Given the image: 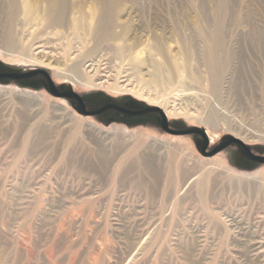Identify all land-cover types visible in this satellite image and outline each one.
<instances>
[{
    "label": "rangeland",
    "instance_id": "obj_1",
    "mask_svg": "<svg viewBox=\"0 0 264 264\" xmlns=\"http://www.w3.org/2000/svg\"><path fill=\"white\" fill-rule=\"evenodd\" d=\"M9 1L2 66L45 70L90 108L157 107L172 128L210 133V147L233 136L264 156V0H15L10 20ZM104 10L115 21L98 44L87 26ZM183 47L194 82L166 66L164 51L183 63ZM146 50L165 67L157 83L134 60ZM110 117L0 83V264H264V165L234 146L203 157L149 118Z\"/></svg>",
    "mask_w": 264,
    "mask_h": 264
},
{
    "label": "water",
    "instance_id": "obj_2",
    "mask_svg": "<svg viewBox=\"0 0 264 264\" xmlns=\"http://www.w3.org/2000/svg\"><path fill=\"white\" fill-rule=\"evenodd\" d=\"M16 82L29 88H44V90L53 97L66 99L70 102L72 108L78 114L84 117H96L109 113L110 118L121 120L142 121L149 118L158 125L160 130L171 136H192L194 144L199 154L203 157H212L229 147H236L249 161L264 165V156L252 153L250 148L239 139L233 136L224 137L218 144L210 147V141L203 129L190 128H172L163 114L157 107H148L133 101L124 105H117L112 102L101 101L99 104L90 108L86 105V100L79 94L64 86H56L51 80L49 74L42 69H33L27 72H20L9 69L0 64V83ZM124 117H120L119 115Z\"/></svg>",
    "mask_w": 264,
    "mask_h": 264
},
{
    "label": "bare ground",
    "instance_id": "obj_3",
    "mask_svg": "<svg viewBox=\"0 0 264 264\" xmlns=\"http://www.w3.org/2000/svg\"><path fill=\"white\" fill-rule=\"evenodd\" d=\"M14 1L15 0H10L9 2H8V11H7V14H4L5 16L7 15V19H11V17H12V15L14 14L13 13V11H14V9L16 10V3H14ZM105 1V3L107 4V5H114V0H103V2ZM1 5V4H0ZM106 5V6H107ZM22 8H23V6H21ZM64 7V6H63ZM4 8H5V6H4ZM30 7H27L26 5L24 6V8L23 9H25V11L26 10H28ZM3 9V8H2ZM30 10V9H29ZM28 10V11H29ZM64 10V9H63ZM62 10V7H59L58 5H55V4H50L49 5V8H48V15L49 16H51V18L53 19L52 20V22H60L61 20H63L62 18H63V11ZM109 10H111V9H109ZM223 10V9H222ZM4 11V10H3ZM17 11V10H16ZM24 11V10H23ZM24 11V12H25ZM101 11V10H100ZM221 11V10H220ZM223 12V11H222ZM2 13V12H1ZM0 13V14H1ZM6 13V12H5ZM28 13V12H27ZM26 13V14H27ZM101 13V12H100ZM108 12L107 11H102V13L97 17V20H96V22H95V25H94V27L92 28V27H90L89 25L87 26V29H89V32L91 31V33H93L92 35H93V39L95 40V42L96 43H102L103 41H105L106 39H108L109 37H108V31L110 30L108 27L110 26V23H112V22H114L113 21V18L112 17H110L108 14H107ZM222 14V13H221ZM223 15V14H222ZM219 16V15H218ZM1 17V16H0ZM13 18V17H12ZM72 19V18H71ZM74 19V18H73ZM72 19V20H73ZM76 19V20H75ZM73 21H72V23H71V25H73L72 27L73 28H76V30L82 25L81 24V22L79 21V19H77V18H75ZM81 19V18H80ZM8 21V20H7ZM8 23H9V21H8ZM79 30V29H78ZM217 34V33H216ZM110 36V35H109ZM204 36V35H203ZM215 36H217V35H215ZM112 38V37H111ZM217 38H219V37H216V40H217ZM205 39V38H204ZM215 40V41H216ZM218 41V40H217ZM216 41V42H217ZM220 41V40H219ZM218 41V42H219ZM217 42V43H218ZM131 44V43H130ZM204 44H205V47H204V49H205V51H204V57H205V63H206V65L207 64H210L211 62L209 61V54H210V52H212V47H213V44L214 43H212V41L211 40H209V38L208 39H206V40H204ZM219 44V43H218ZM136 46V47H135ZM137 46L139 47L140 45H130V46H128V45H124V47H122L121 48V53L123 54H125V53H128L129 52V54H130V51H133V50H136L137 49ZM141 48H143V47H140V49ZM168 48H169V46H168ZM140 49H138V50H140ZM164 49H165V47H164ZM171 49V48H170ZM142 50V49H141ZM144 50V49H143ZM142 50V51H143ZM168 50V49H167ZM183 51H184V55H185V61H183V63H182V61L181 62H179L178 60H176L175 58L176 57H174V55H172V54H175V53H173V51H171V50H168V51H164V53L165 54H167V63H166V66H168V72L171 74V73H177V72H179V73H185L186 74V76H187V78H188V80H190V81H192V82H194L195 81V78L193 77V75H192V72H191V68H190V59H189V50L186 48V47H183V49H182ZM141 51V52H142ZM147 51V50H146ZM169 51H171L172 52V54H171V52H169ZM134 53H135V51H133ZM137 53H136V55L134 54V60H135V62L138 64V66H141V65H147L148 67H149V69H151V71H152V74H151V82L152 83H157V82H159V76H162V74L165 72V67H164V65L161 63V62H159V60L157 59V57L155 56V55H153L152 53H150V52H146V56H144V57H139V54H138V51H136ZM144 52V51H143ZM22 53H24V51L22 52ZM132 53V52H131ZM145 54V53H144ZM132 55V54H131ZM25 56V55H24ZM24 56H23V58H24ZM133 56V55H132ZM53 58V57H52ZM143 58V59H142ZM38 59V58H37ZM40 59V58H39ZM42 59V58H41ZM47 59H49V58H47ZM133 59V58H132ZM51 60V59H50ZM56 60V59H55ZM46 61H48V60H46ZM136 64V65H137ZM74 68H72V70H73ZM77 71V70H76ZM75 73V72H74ZM171 75H173V74H171ZM210 76L212 77V78H216V73H215V70H210ZM168 78V77H167ZM196 80H198V78H196ZM212 85H213V82H212ZM115 89V88H114ZM212 92H215L214 90H215V87L213 86L212 87ZM157 97V96H156ZM154 98H155V96H154ZM153 98V99H154ZM159 98V97H158ZM158 100V99H157ZM157 100H153L152 102L154 103V104H157V105H160V101H158L157 102ZM156 105V106H157ZM208 139L210 140V141H212V135L209 133L208 134ZM260 249V248H259Z\"/></svg>",
    "mask_w": 264,
    "mask_h": 264
},
{
    "label": "flooded vegetation",
    "instance_id": "obj_4",
    "mask_svg": "<svg viewBox=\"0 0 264 264\" xmlns=\"http://www.w3.org/2000/svg\"><path fill=\"white\" fill-rule=\"evenodd\" d=\"M120 117H124V116H122L121 114L119 115ZM253 153V152H252Z\"/></svg>",
    "mask_w": 264,
    "mask_h": 264
}]
</instances>
